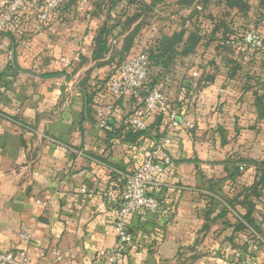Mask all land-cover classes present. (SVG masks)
<instances>
[{
    "label": "crops",
    "instance_id": "obj_1",
    "mask_svg": "<svg viewBox=\"0 0 264 264\" xmlns=\"http://www.w3.org/2000/svg\"><path fill=\"white\" fill-rule=\"evenodd\" d=\"M90 10L73 22L76 9L62 7L41 23L30 3L0 51V253L24 249L19 233L27 231L32 264H49L53 248L64 260L71 251L75 264L102 262L117 242V207L107 194L121 199L126 178L152 149L150 139L95 127V109L113 99L106 92L110 66L91 58L103 23L95 18L104 17ZM222 21L235 28L231 18ZM203 46H212L209 67L181 73L189 56L169 73L166 94L182 114L177 127L146 118L152 135H172V165L147 189L160 212L128 218L131 242L118 264H220L224 255L236 264L237 253L264 264V119L256 106L259 73H246L258 54L233 52L229 59L242 66L235 74L217 42ZM81 50L79 63L62 66ZM134 108L121 98L109 124L119 130ZM181 117L194 128H184ZM249 211L255 231L244 220Z\"/></svg>",
    "mask_w": 264,
    "mask_h": 264
},
{
    "label": "built area",
    "instance_id": "obj_2",
    "mask_svg": "<svg viewBox=\"0 0 264 264\" xmlns=\"http://www.w3.org/2000/svg\"><path fill=\"white\" fill-rule=\"evenodd\" d=\"M66 0H0V51L4 49L3 38L8 32H16L19 25V15L28 4H35L39 7L37 20L41 23H48L63 6ZM79 11H89L88 0H76ZM200 11V8H198ZM221 46L228 47L238 53H264V15L260 24L249 28L240 37H227L219 40ZM72 58L61 59L64 68L79 63L81 54ZM150 62L146 54L139 53L125 59L118 65L110 67L106 92L113 102L105 107L95 109V127L104 130L109 120L115 114V103L123 97H131L139 100L142 89L147 81ZM193 77L198 73L193 72ZM157 111L162 113L171 128L177 127L176 119L178 112L170 111L167 105V98L157 89H153L143 100V105L135 108L134 112L122 120V125L133 131L144 132L147 130L146 118ZM182 126L186 129H193L194 123L187 117H181ZM152 149L149 154L141 161L132 175L126 178L124 193L121 199H117L114 192H109L107 198L114 202L117 213L114 218V232L116 245L109 253L105 254L104 259L99 264H118L123 255L124 247L131 242V235L128 229V218L133 214L146 216L147 214H157L161 207L158 199L147 194L149 186L156 182L157 177L169 172L172 159L168 151L173 143L172 135L167 133L160 138L151 136ZM243 170V167L239 168ZM19 239L25 246L24 249L9 253H0V264H32L29 255V247L33 242V234L27 231L19 233ZM248 245L252 240L245 241ZM231 251L227 246L223 252ZM52 260L49 264H75V255L69 251L68 258L63 259L61 251L57 248L51 250ZM238 262L236 264H261L253 258H243L236 254ZM220 264H230L221 262Z\"/></svg>",
    "mask_w": 264,
    "mask_h": 264
},
{
    "label": "trees",
    "instance_id": "obj_3",
    "mask_svg": "<svg viewBox=\"0 0 264 264\" xmlns=\"http://www.w3.org/2000/svg\"><path fill=\"white\" fill-rule=\"evenodd\" d=\"M88 1L91 4V0ZM165 1L166 0H151L147 3V1L145 0H94L92 3L94 8L93 16L98 17L100 13H104L105 20L100 29L98 30L96 38L94 39L91 58L94 62H104L103 64L98 63L99 66L108 65L111 67L112 65H118L122 63L125 59L133 55L139 53L146 54L150 62L147 81L142 89L139 100L133 99L131 97L129 98L135 102V108L137 109L143 105V100L148 95V93L151 92L153 89H157L161 93H163L167 98V105L169 110H175L178 112V115L181 116V110L177 107L176 102L172 100L171 97H168L166 94V84L167 81L170 79L169 73L171 72L173 66L177 63L178 60L187 58L194 54L200 46H208L212 42H217V50L221 51V53L224 54V57L227 58L226 62L231 63L233 72L236 74L242 69V66L239 63L235 62L233 59H229L231 57V54L235 52V50L229 49L225 46H221L219 44V40L230 36L240 37L249 28L244 32L237 33L241 28H246L245 24L243 25L242 23V26L239 28L229 29L226 26L225 22L222 20L213 22L209 25H204L200 28L197 27L196 30L194 29L191 31L185 29L183 26L178 31H174L171 34H166L163 32L155 33L150 39V41H148V43L144 47H142L140 44L139 35L143 29V25L141 24V22H138V20L142 17V15L152 12L154 10V7L157 6V4L164 3ZM198 1L199 0H175V3L182 9H191L193 7L198 6ZM217 1L219 2V5L224 6L225 10H228L229 12L232 11V13H234L233 18L238 17L239 14L242 12L246 14L247 18H254L253 27L258 26L260 24L261 19L263 18V0ZM75 2L76 0H66L62 7L63 9H66L67 7L73 8ZM253 2H256V6H254ZM119 6L121 11L131 14H119V16L124 17L123 21H121L120 23L115 22L116 24L109 26V22L113 20L112 18H115L112 16V12ZM199 12L194 13L195 18L199 17ZM134 23H136L135 26L131 30H129L127 35L123 38V44L121 49L113 50V32L117 28H121L120 33H118L119 35H121L124 31L128 30ZM233 24L236 23L233 22ZM255 53L259 54L264 59V53ZM253 58L254 56H251L247 60V64L250 62L253 63L255 61V59ZM259 63H257V72H255L259 73L258 76L251 75L252 71L250 68L252 66L247 68L246 73H248L250 79L253 77H255V80L257 79L256 86L259 87L258 89L261 93H256V106L258 108L259 113L261 114V118L264 119V61L260 65ZM187 83L188 82H186V85H188ZM152 115H155L156 117L160 116L161 119L165 120L163 114L158 113L157 111H155ZM129 116H125L124 118H127ZM101 131H127L131 135L129 136L131 138V141L138 140L141 137H144L145 139H151V136H154L157 139L161 137L158 135H152V133L148 130L144 132L133 131L132 129L124 127L122 123L119 130H117L112 124H109L108 122L107 127ZM262 182L263 179L261 180V183ZM249 216L250 211L245 216L244 220L246 224L255 231V228L252 225V221L250 220ZM223 260L225 262H232L230 264H234L233 262H235L233 259H226L225 255L223 256Z\"/></svg>",
    "mask_w": 264,
    "mask_h": 264
},
{
    "label": "rangeland",
    "instance_id": "obj_4",
    "mask_svg": "<svg viewBox=\"0 0 264 264\" xmlns=\"http://www.w3.org/2000/svg\"><path fill=\"white\" fill-rule=\"evenodd\" d=\"M93 1L94 0H91V4L89 2V8H91V9H94L93 4H92ZM148 1H151V0H148ZM252 1H254V0H252ZM253 4H254V6H256V2H253ZM197 5L198 6L193 7L191 9H182L179 6H177V4L175 3V0H166L164 3L157 4V6L154 7V10L152 12L142 15V17L138 20V22H141V24L143 25V29L139 35L141 46L144 47L148 43V41H150V39L153 37V35L155 33H159V32L162 33L163 32L166 34H171L174 31H178L183 26L185 27V29L190 30V31L194 30V29L196 30V28H197L196 26L198 24L200 25L199 28L203 27L204 25H206L207 20L218 21L219 19L222 20L224 18H227V19L231 18L232 22L236 23L234 25L235 28L241 27L242 23H243V25L245 24L246 28H241L237 33L244 32L248 28L253 27L254 18H252V19L249 17L247 18L246 14L243 12L240 13L238 17L232 18L231 17L232 15L231 14L229 15L230 12L228 13L224 8L219 7V2L217 0H199ZM74 8L76 9V13H74L72 19L69 18V20H73V22L74 21H81L83 19L84 15L90 14V13H87L88 10L79 11L77 9L76 2L74 4ZM198 8H200L201 12H199ZM90 11H91V14L94 12L93 10H90ZM195 12L200 13L199 17L196 19L197 22L194 20L195 19V15H194ZM231 13H232V11H231ZM119 14L124 15V14H131V13L121 11L120 6H119L117 9H115L112 12V16L115 18H112L113 20L109 22V26L116 24L117 22L120 23L121 21H123L124 17L119 16ZM99 15L103 16L104 19L102 20V19H98V18L94 17L95 22L99 21L98 23L96 22L97 25L101 24L102 21L104 23V20H105V16H104L105 14L104 13L103 14L100 13ZM90 18H93V17L91 16ZM198 20L200 22H198ZM138 22H136V23H138ZM136 23L132 24V26L128 30L124 31L121 35L118 34V33H120L121 28H117L113 32V36H114V40H113L114 43H112V49L113 50H116V47L119 46V42L123 40V38L127 35L128 31L131 30L135 26ZM211 50H212V46L209 47L208 49H206L205 46H201V48H199L194 55L187 58V60H185L183 65L179 66V68L183 69V71H181V73L184 72L187 74V73H189L191 68H194V67H198L199 69H204V68L209 67V62L211 60L207 59V58L209 56H211V54H210ZM203 56H205V57L203 58ZM253 59H255V61L253 63H251V62L248 63L246 65V69L248 67L252 66L251 70L256 71L257 63L260 62L259 65L262 64L264 59L259 54ZM261 61H262V63H261ZM173 78H175V77H173ZM166 86H167V84H166Z\"/></svg>",
    "mask_w": 264,
    "mask_h": 264
}]
</instances>
